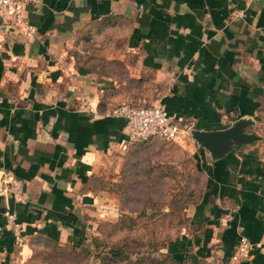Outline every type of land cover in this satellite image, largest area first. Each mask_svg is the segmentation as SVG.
<instances>
[{"label":"crops","instance_id":"1","mask_svg":"<svg viewBox=\"0 0 264 264\" xmlns=\"http://www.w3.org/2000/svg\"><path fill=\"white\" fill-rule=\"evenodd\" d=\"M22 21L0 10V170L21 196L0 195V264H26L35 239L81 243L94 172L128 140L106 110L140 101L199 129L249 119L259 138L218 158L177 141L204 173L200 233L165 249L264 264V0H36ZM238 234L251 248L232 260Z\"/></svg>","mask_w":264,"mask_h":264},{"label":"rangeland","instance_id":"2","mask_svg":"<svg viewBox=\"0 0 264 264\" xmlns=\"http://www.w3.org/2000/svg\"><path fill=\"white\" fill-rule=\"evenodd\" d=\"M186 145L171 139L127 140L108 152L94 172L81 243L58 241L54 249L39 238L26 264H104L100 254L112 245L135 248L132 257H162L169 239L198 235L199 229L188 226L189 212L205 180ZM127 216L133 218L130 227L123 224ZM183 262L217 264L192 257Z\"/></svg>","mask_w":264,"mask_h":264},{"label":"built area","instance_id":"3","mask_svg":"<svg viewBox=\"0 0 264 264\" xmlns=\"http://www.w3.org/2000/svg\"><path fill=\"white\" fill-rule=\"evenodd\" d=\"M29 1L36 0H0V10L11 16L20 25L22 10ZM243 1L248 3L253 0ZM24 27L31 29V26L26 22H24ZM106 114L123 119V131L128 140L158 137L184 142L186 139L191 138L190 130L194 128L189 120L173 118L159 101L141 105L119 102L108 107ZM261 158L264 160V150L261 152ZM8 193H11L15 200L21 199L13 176L0 170V195L6 197ZM261 199L264 202V191L261 192ZM5 214L8 213L5 211ZM8 216H11V214H8ZM250 248L251 242L246 236L238 234L230 258L232 260L245 258L248 256Z\"/></svg>","mask_w":264,"mask_h":264},{"label":"water","instance_id":"4","mask_svg":"<svg viewBox=\"0 0 264 264\" xmlns=\"http://www.w3.org/2000/svg\"><path fill=\"white\" fill-rule=\"evenodd\" d=\"M249 122V119L238 118L230 125L220 129L191 128L190 136L196 144L207 150L209 156L214 159L222 156L231 148L251 143L259 138L255 133L243 130V127Z\"/></svg>","mask_w":264,"mask_h":264},{"label":"trees","instance_id":"5","mask_svg":"<svg viewBox=\"0 0 264 264\" xmlns=\"http://www.w3.org/2000/svg\"><path fill=\"white\" fill-rule=\"evenodd\" d=\"M130 104H135L128 102ZM158 139H165V138H158V137H148L143 140L139 141H146V140H158ZM195 168L201 172L204 178V173L203 171L198 168L195 163H194ZM205 180V179H204ZM203 193V190L201 194L199 195L197 201L200 199L201 195ZM196 201V202H197ZM125 218V217H124ZM123 220V219H122ZM121 223V222H120ZM118 223V224H120ZM123 224H128L129 227L133 225V218L130 216H127L123 220ZM43 245L46 244L47 246L53 247L54 249L56 248L57 242L53 241L50 238H43ZM34 242H37V239H35ZM125 245V244H124ZM127 246V245H126ZM134 247V246H133ZM135 248L131 249L129 251L128 248H124L119 245H112L111 247L108 248L105 252L100 254V260L104 264H184V256L174 254L172 251H166L162 257H132L131 252H133Z\"/></svg>","mask_w":264,"mask_h":264}]
</instances>
